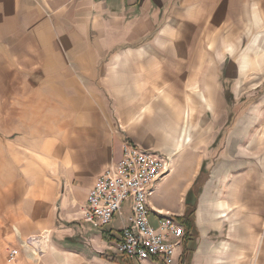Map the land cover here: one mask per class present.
Masks as SVG:
<instances>
[{
    "label": "crops",
    "instance_id": "0c3cea01",
    "mask_svg": "<svg viewBox=\"0 0 264 264\" xmlns=\"http://www.w3.org/2000/svg\"><path fill=\"white\" fill-rule=\"evenodd\" d=\"M238 14L244 15L245 61L252 62L254 47L264 46V0H0V134H32L45 141L51 132L47 140L65 143L53 148L61 156L60 215L50 226L44 254L36 256L30 246L19 243L22 231L14 227L17 256L6 259L11 234L0 242V264H118L106 256L107 251L118 253L113 245L116 228H93L83 219L87 193L120 158L124 134L168 155L187 149L188 142L176 150L183 120L179 110L171 120L169 111L184 108L182 95L187 97L190 84L196 92H212V80L221 76L216 63L236 61ZM253 30L260 34L253 37ZM235 76L236 71L228 74ZM175 95L181 100L172 101ZM209 95L208 107L215 114L219 100ZM114 116L124 133L116 131ZM200 121L194 122L196 128ZM184 172L178 171L176 193L170 199L176 207L190 173L186 165ZM207 192L196 210L204 231H198L200 239L188 231L185 264H264L238 259V254L250 255L255 248L264 255L262 245L253 246L254 237L262 234L256 232L258 218L251 211L229 220L231 226L242 224L231 232L229 242L216 245L208 239ZM234 192L231 186V201H236ZM246 193L245 205H252L254 190ZM191 240L193 248L188 245ZM181 252L182 246L176 251L177 263ZM131 262L163 264L157 258Z\"/></svg>",
    "mask_w": 264,
    "mask_h": 264
},
{
    "label": "rangeland",
    "instance_id": "374dc122",
    "mask_svg": "<svg viewBox=\"0 0 264 264\" xmlns=\"http://www.w3.org/2000/svg\"><path fill=\"white\" fill-rule=\"evenodd\" d=\"M236 21L238 27L240 25L237 32L241 36L238 38L236 61L216 63L220 64L221 76L212 80L214 87H209L212 92H196L198 89L190 84L187 97L182 95L184 108H172L169 111V118L172 120L178 116L179 110L181 123L185 117L184 112L188 114L187 124L190 127L180 143L188 142L189 146L173 157V172L159 184L152 203L179 215L184 213V198L189 187L196 191L191 196L193 203L196 202L195 197L197 199L196 210L201 195L208 190L210 202L204 225V229L210 230L208 239L216 245L221 241L229 242L232 240L229 238L231 232L239 230L242 225L237 221L231 226L229 220L240 216L236 214L251 211L258 218L256 232L262 234L259 235L260 242L254 237L253 246L260 244L264 248V230L261 228L264 225V46L256 45L253 61H245L244 15L238 14ZM257 33L260 34V31L253 30V37ZM234 71L236 76L228 77ZM226 92H229L228 98L225 96ZM211 93L219 100L214 106L215 114L208 107ZM185 98L187 100L183 103ZM173 100H181L180 95H175ZM143 113L144 111L139 114L140 118ZM203 119H206V124ZM116 120L117 117L114 116V125L118 131ZM199 121L196 128L195 123ZM49 134L46 133L45 141L37 140V135L32 134L28 137L26 134H0V242L11 234L13 237L11 246L5 250L7 260L9 251L16 249L14 244L18 241L14 227L22 231L19 241L22 244L30 236L46 233L53 222L57 223L59 219L58 192L62 174L58 165L61 156L60 153H53V148L64 147L65 143L47 140L52 138L51 132ZM21 137H27L28 140L21 141ZM179 137L180 133L177 139ZM185 165L190 173H187L188 181L178 194L176 207L170 199L176 193L174 187L178 182V171L184 172ZM183 174L186 176V172ZM231 186H235L233 198L236 197V201L227 197ZM250 188L254 190L251 197L253 203L246 206L247 199L242 195L248 194L246 191ZM219 202L222 203L221 206L218 205ZM235 202L237 204H233ZM123 213L126 220L130 214L126 204L123 205ZM222 214L227 217L221 216ZM150 219L152 226H156L152 216ZM191 222L197 229L191 228L193 239H200L198 231L202 233L204 230L197 223L196 211ZM118 224L116 220L110 223L116 229ZM194 244L195 240H191L188 245L193 248ZM31 251L33 252L32 247ZM255 251L256 248L250 255L240 253L238 259L264 260V255Z\"/></svg>",
    "mask_w": 264,
    "mask_h": 264
},
{
    "label": "built area",
    "instance_id": "2783aa9c",
    "mask_svg": "<svg viewBox=\"0 0 264 264\" xmlns=\"http://www.w3.org/2000/svg\"><path fill=\"white\" fill-rule=\"evenodd\" d=\"M116 122L118 130L124 133L120 120ZM120 147V158L108 165L89 189L83 219L93 228L118 221V239L113 245L129 259L141 262L157 258L163 264H178L176 251L181 249L186 234L184 219L150 202L162 179L171 173L173 161L168 153L134 143L125 134ZM124 204L130 211L126 220ZM150 216L156 226H152ZM50 232L30 236L22 245L31 246L41 257ZM8 256V260L15 259L17 250H10Z\"/></svg>",
    "mask_w": 264,
    "mask_h": 264
},
{
    "label": "trees",
    "instance_id": "16d2710c",
    "mask_svg": "<svg viewBox=\"0 0 264 264\" xmlns=\"http://www.w3.org/2000/svg\"><path fill=\"white\" fill-rule=\"evenodd\" d=\"M225 96H226V98H228L229 97V92H226L225 93ZM194 191H195V189L193 187H189V189L186 192L185 198H184V200H185V209H184V213H183L182 216H183V218L185 220V230H186V234H185V236L183 238V242H182V252H181V256H180V259H179V263L178 264H185V261H184V258H183V254L187 250V248H186L187 241H188L187 234H188V231L192 227L194 229H196V227H194V225H192V222H191L192 217L195 216V211H196V206H197V199H196V197H195L196 202L193 203L191 201V196L194 193ZM198 192H199V190H198ZM102 235H103L104 238H108V240H113L112 237H108V236H106L103 233H102ZM106 256H107V258H109V260L111 262H115V263H118V264H133L131 262L133 260L132 259H129L128 257H126L122 253H112L110 251H107L106 252Z\"/></svg>",
    "mask_w": 264,
    "mask_h": 264
},
{
    "label": "bare ground",
    "instance_id": "6f19581e",
    "mask_svg": "<svg viewBox=\"0 0 264 264\" xmlns=\"http://www.w3.org/2000/svg\"><path fill=\"white\" fill-rule=\"evenodd\" d=\"M215 101V100H214ZM209 104V103H208ZM177 113V112H176ZM184 116H185V119H184V117H183V127H181V130H180V136L181 137H179V139H177L176 140V150L178 149V150H180L181 148H182V146L184 145V144H182V143H180V140H182L183 139V137H186V133L188 132V130H189V125L187 124V116H188V114L186 113V112H184ZM177 118V117H176ZM177 129V128H176ZM186 140H188V139H186ZM182 152V151H181ZM178 153V152H177ZM175 154H176V152H171L170 153V157H171V160L173 161V157L175 156ZM177 155V154H176ZM178 179V178H177ZM176 200V199H175ZM173 204V203H172ZM208 206V205H207Z\"/></svg>",
    "mask_w": 264,
    "mask_h": 264
}]
</instances>
